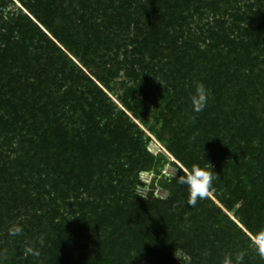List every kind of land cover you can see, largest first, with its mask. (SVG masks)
Masks as SVG:
<instances>
[{"label":"trees","instance_id":"1","mask_svg":"<svg viewBox=\"0 0 264 264\" xmlns=\"http://www.w3.org/2000/svg\"><path fill=\"white\" fill-rule=\"evenodd\" d=\"M14 2L0 0V101H7L11 93V100L17 101L12 104L14 112L36 137L22 135L21 143H27L31 152L27 156L20 147L21 154L4 160L0 149V253L9 245L18 252L0 256V264H182L174 257L179 248L190 254L188 264H223L226 253L234 259L236 253L251 250L244 230L215 204L207 206L206 200H198L195 207L186 204L193 209L189 218L196 222L193 227L198 224L187 234L180 226L184 216L181 218L174 207L188 200V188L175 177L164 200L133 194L136 178H125L123 171L131 169L132 174L148 168L151 158L142 147V132L132 128L138 127L136 123L125 111L114 112L106 94L101 97L104 94L94 77L107 82L106 76L125 70L134 87H126L123 99L136 116L143 99L136 98L135 91L155 76L167 79L179 103L172 108L170 102L171 117L165 115L157 133L169 142L182 164L177 175H182L185 167L198 165L199 155L211 162L227 153L231 163L222 162L213 169L219 175L213 185L231 187L230 193L216 195L229 209L239 204L238 219L255 233L264 228V139L258 147L252 139L264 133V74L256 71L258 46L264 41V0H256L258 8L250 4L243 11L232 5L237 0H18L17 12L6 14ZM220 6L235 10L236 22L249 20L244 35L226 30L225 22H216L207 32V42L188 29L194 15L201 16L210 8L218 11ZM130 32L134 38L128 43ZM121 54L123 59H119ZM74 58L94 69V76ZM197 83H203L213 95L199 113L191 104ZM81 100L88 105L86 109ZM79 105L81 114L77 115ZM67 106L73 110L68 119L83 123L86 129L60 122ZM182 108H190L195 115L185 132L175 128L182 127L180 121L174 124L171 119L178 117ZM101 121H105L103 126ZM195 133L198 141L189 142ZM138 144L142 159L137 161L132 155ZM127 148L133 149V154L126 156L133 159L131 168L130 162L126 166L120 161ZM33 161L39 173H52L50 188L36 198L31 197L32 188L25 179ZM239 164L247 166L248 184L232 187L228 174L239 170ZM109 165L119 169V180L125 178L117 191L89 194L88 199L61 195V184H70L68 190L87 189L97 172L101 186L103 172L112 171ZM248 185L251 189H246ZM70 198L72 202H68ZM72 203L84 209L76 221L57 220L64 215L59 208ZM88 205H92L94 217L87 212ZM145 214L151 219L147 225L142 221ZM126 216L130 217L129 226H123ZM132 216L139 217L138 222ZM202 216L206 221L220 220V227L200 225ZM15 223L23 232L12 237L8 229ZM69 224H75L74 232ZM24 233L29 239L26 245L38 249L39 257L29 254L23 258L19 249ZM75 233L82 235L72 237ZM209 241L211 249L206 252ZM262 262L259 256L247 254L242 264Z\"/></svg>","mask_w":264,"mask_h":264},{"label":"rangeland","instance_id":"2","mask_svg":"<svg viewBox=\"0 0 264 264\" xmlns=\"http://www.w3.org/2000/svg\"><path fill=\"white\" fill-rule=\"evenodd\" d=\"M14 1H15L14 3H10L8 7L6 8V14L8 12L10 13L17 12V10L20 8V3L18 2V0H14ZM250 4H254L256 8H258V4L256 5V0H237L236 3L234 2L232 3L233 6L240 8V11L246 10L247 9L246 5H250ZM220 7L221 9L218 11L210 8L207 11H205L201 16L194 15L193 22L190 23V25L188 26V29L193 31L197 37L201 36V38L203 40L205 39V41L207 42L210 41V36L207 32L211 27L216 25V22H225L224 28H226V30L228 31L234 30L238 34L244 33L246 29L248 28L249 20L244 19V21L236 22L235 16L232 15L233 13H236L235 10L231 9V7L230 8L223 7V6H220ZM238 28L239 30H237ZM133 34H134L133 32L132 33L130 32L129 34H127L128 38H126V42L130 43V40L134 38ZM54 41L60 44L58 41L56 40ZM131 47L132 46L128 48L130 49ZM201 47L204 48V44H202ZM257 55H259V58L257 61L258 70L256 71L263 72L264 74V62H262L264 61V41L261 42L260 45L258 46ZM74 59L77 61V63H79L81 67L84 68L86 73H88L92 77L94 76L93 75L95 71L94 69L83 66V63H81V61L78 60V58L77 59L74 58ZM107 59L108 58L105 57L104 60L107 61ZM119 59H123L122 54L120 55ZM112 65H113V62L109 61L108 66H112ZM35 73H37V70H35ZM106 77L108 79L107 82L99 80L98 78L94 77L97 86L99 87V89L102 90L104 94V95H101V97L104 98L106 94L107 99H108L107 103L110 104L114 108L115 113L125 111L127 113L126 115H128L131 121L136 123V126L138 127H132V128L134 129V132L136 131V129L139 130V132H142V138L140 140L142 141V147L144 150H146V152H148L147 154L151 158L148 161V168H145L142 170L136 169L132 172V174L130 172L131 169L130 170L128 169L126 173H124L123 171V176L125 178L127 177L129 178V175H131L130 176L131 178L132 177L136 178L137 183L132 189L133 194H135L136 196L143 198V199L158 198V199L164 200L169 195L168 193H169V188L171 187V178L175 177L176 173L178 174L179 169L182 168L181 167L182 164H180V161L178 160V158L170 150L169 142L166 139H161L157 131L162 125L165 115H167L168 117H171V114H169L171 110H169L168 108V105L170 104V102H171L172 108H176V105L179 103V100L176 98V95L172 87L169 85L168 80L164 79V77H162L161 75L155 76L151 78V80L149 81L145 80L141 87L142 89L141 90L138 89V91H135L134 93V96L136 98L143 99L140 110L136 116L131 110H129L126 107L124 99H123V94H125V91L127 90L126 87H129V86L134 87L133 81L129 79L125 70L123 69L118 70V72H116L112 77L111 76H106ZM208 91H209V96H213L211 91L210 90ZM86 92H87V89H86ZM7 97H8V100L3 102L5 104L1 103L2 99L0 101V146H1L0 149L2 151L4 160H7V159L11 160L13 159L12 157H15L16 155H19L22 153V151L20 150V147L25 148L24 153L26 154V156L27 154H31V152H29L28 144L21 143L22 135L27 136L28 138L30 137L34 138L36 137L35 136L36 133H34L35 135H33L32 133L30 134L28 133L29 128L31 129V127L22 125V121H21L22 118L20 117L21 115L15 113L12 107V104L17 103V101L11 100L13 98L11 93H9ZM7 97L5 95V98ZM88 97H89L88 98L89 101H93V98L92 96H90V94L88 95ZM81 101H82V106L86 109L88 105L83 100ZM80 106L81 105L78 106L79 110L76 112L77 115L81 114ZM189 109L190 108H186L184 110L182 108L178 113L179 114L178 117L175 116L171 118L174 124H177L179 121L183 124L182 127H175V128L177 129L179 128L180 130L185 132L189 128L186 126H189L194 123L195 115L189 112ZM64 111L66 112L63 114V118L60 120L61 123L68 125V127H76L77 129L80 128L82 131L86 129L83 123L74 122L68 119V116L73 113V110L71 107L67 106ZM196 135L197 133L193 134L190 137L189 142L196 143L198 141V140L196 141L197 139ZM176 137L178 138L180 137V135ZM252 139H254V144H256V146L258 147L260 146V143H261L260 140L264 139V133L261 134L260 138L255 137ZM225 142H226L225 146L229 147L228 140L225 139ZM140 146L141 144H138V148L136 147L137 151L135 154H133L132 148H127L125 151H123V155L120 161L121 162L125 161L124 163H126V166H128L130 162V168L134 167V165L131 164L132 160L136 159L138 161L142 159V156H139L142 153H139V150H138ZM232 148L234 149V147H231V149ZM233 149L231 151H233ZM131 154H133L132 155L133 159L132 158L127 159L126 156L131 155ZM8 155L10 156L7 157ZM251 156L252 155L248 156L247 160L251 159ZM223 157H225V160L221 159ZM229 158H230L229 155H227L226 153L224 156L220 155L214 161L210 162V161H206V158L203 155L201 156L199 155L197 162H198V165L202 168H204L205 166L211 163L213 166V169H218L219 167L218 165H220V163L222 162L231 163V161L229 162L227 161V160H230ZM231 160H233L234 162L236 159L233 156ZM33 163L35 164V162L33 161L31 165L26 169L25 179H27L26 181L30 183V184H27V186L32 188V190H30L31 197L36 198L43 191V189L50 188V183L48 182V179L52 177V173H50V171L48 172L47 170H44V172L40 171L39 173V170H37V166L32 165ZM239 166H241L239 170H236L228 174V177L230 179L229 182H232V187L233 186L236 187V185H240V184L242 185L248 184L247 180L245 179L246 173L244 172L247 170V166L240 165V164ZM108 168L112 169V171L111 172L109 171V173H107V171L103 172V175L101 176L102 177L101 186H99V183L97 182L99 181L98 172H97L93 176V181L91 182V184H88L87 189L81 186L78 189L72 190L73 188H71L70 190H68L67 187L70 184L68 186L61 184L60 185L61 186L60 193H62L61 195L68 196V197L78 196L79 199L80 198L88 199L89 194L99 192L101 194L104 193L103 195H108L110 193H113L114 191H117V189L121 187L120 186L121 183L125 181V178L121 176V180L118 179L120 178V173H119V169L116 168V166L109 165ZM213 169L209 168L208 170L213 171ZM223 169L228 170L230 168L224 167ZM58 173L59 172H57V175ZM111 185H113V187ZM94 187L96 188L94 189ZM229 189H231V187L225 188V186H218V184L215 183V185H213V190L209 192L208 197L206 199H203V201L205 200L207 201V206H211L213 204L218 206L220 210L228 217V219L236 223L238 227H241L244 230V232L247 234V236L249 237V233L251 232L244 226L242 221L238 219L239 214L237 210H238L239 204H235L231 209H229L222 203L221 199L217 197L216 195V193L220 194L221 191H224L227 194L226 196H229L228 195L230 193ZM246 189H251V188L248 185L246 186ZM37 190L40 192H37ZM67 193L70 195H67ZM72 199L73 198H70L68 202H72ZM182 203L184 206L177 204V206H175L174 209L176 208L175 210L181 213L182 212L184 213V215H181V213H179L181 218L182 216H184V219H183L184 221L182 222L180 226L182 227V229H185L187 234H189L194 228H197L198 224L195 227H193L196 222L192 219H189L190 216L192 215L193 209H190L186 205L187 204L186 200H183ZM91 207L92 205H88L87 212L89 213V215H92L94 217L93 209ZM59 211H61L60 213L64 215L62 217V215L60 214L57 220H63V218H66L67 223H69V222L76 221V218L80 216L81 211H84V209L81 210L80 205L76 203H72L71 205L70 204L62 205V207L59 208ZM138 218L137 219L135 218L136 222H138L137 221ZM18 220L19 219H17L16 221ZM199 220H201L200 225L205 224L206 226H208L209 224V225H213L217 229L221 225V222L219 223L220 220L217 221L216 219H213V220L208 219L209 221H206L204 216L200 217ZM123 221H124L123 226H129L131 224L130 217L128 216L123 217ZM142 221L144 222L145 225H147L148 222H151V219L147 217V214H145V216L142 217ZM69 226H70V229L73 231L75 224H71V225L69 224ZM105 228H108V227H105ZM211 232H213V229L211 230ZM81 235L82 234L80 233L78 234L75 233L73 234L72 237L76 238ZM23 236L25 238L23 242L21 243L20 245L21 248L19 250L23 252L22 256L24 258L26 257L24 254V249H25L26 243L29 242V239L26 233H24ZM23 236H22V239H23ZM215 237L211 236V239ZM211 241H209V244L207 245L209 247L207 248L206 252L208 251V249H211V245H212ZM82 243L84 245L87 244V240L83 239ZM248 245L250 247V244ZM5 249H8L7 250L8 257H9V252H12V254L14 253L16 254L17 252L15 250L14 251L11 250L13 249V246L11 245H9L8 247H5ZM88 251H89V247L84 248L85 253H88ZM244 252L246 253V255L247 254L250 255L251 258L258 257L257 254H254L256 252L253 248L251 250L250 249L244 250ZM252 253L254 254V256ZM174 257L176 260L181 261L182 264H188L189 261H191L190 254H188V252L184 250L183 248H179L178 250H176ZM262 264H264V262H262Z\"/></svg>","mask_w":264,"mask_h":264},{"label":"clouds","instance_id":"3","mask_svg":"<svg viewBox=\"0 0 264 264\" xmlns=\"http://www.w3.org/2000/svg\"><path fill=\"white\" fill-rule=\"evenodd\" d=\"M208 97L209 91L206 89L204 84L197 83L195 93L191 96L193 110L197 113L202 112L207 106ZM104 122L105 121H101V126H103ZM209 168L213 169L211 163L204 168L197 164H193L190 169L187 167L183 168L182 175H177L176 173L175 178L177 179V182L181 185H187L189 193L187 203L191 207H195L198 200H203L208 197L209 192L213 190V181L219 178V175L208 170ZM20 219H25V217H21ZM22 232L23 228L19 223L13 224L8 229V234L12 237L18 236L22 234ZM249 240L250 247L255 250L260 259L264 260V228H261L256 233H249ZM39 243L43 246V237L39 239ZM24 254L25 256L31 254L39 257L40 251L31 245H26ZM245 255L246 253L244 251H240L236 253L235 258L233 259L231 253H226L223 264H242ZM0 256L6 258L7 249H4L3 253H0Z\"/></svg>","mask_w":264,"mask_h":264}]
</instances>
